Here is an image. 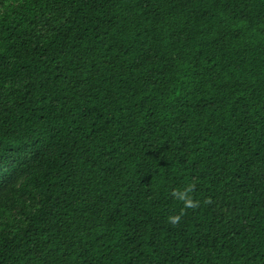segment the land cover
<instances>
[{
	"label": "trees",
	"instance_id": "16d2710c",
	"mask_svg": "<svg viewBox=\"0 0 264 264\" xmlns=\"http://www.w3.org/2000/svg\"><path fill=\"white\" fill-rule=\"evenodd\" d=\"M0 264H264V0H0Z\"/></svg>",
	"mask_w": 264,
	"mask_h": 264
},
{
	"label": "clouds",
	"instance_id": "9594fccd",
	"mask_svg": "<svg viewBox=\"0 0 264 264\" xmlns=\"http://www.w3.org/2000/svg\"><path fill=\"white\" fill-rule=\"evenodd\" d=\"M193 187L194 185L189 183L182 187H177L172 190L171 195L173 198L182 204L181 212L186 209H194L198 205V201L194 198L193 195ZM180 215H170L168 220L170 223L176 224L180 221Z\"/></svg>",
	"mask_w": 264,
	"mask_h": 264
}]
</instances>
